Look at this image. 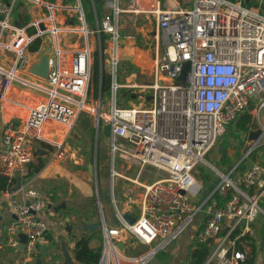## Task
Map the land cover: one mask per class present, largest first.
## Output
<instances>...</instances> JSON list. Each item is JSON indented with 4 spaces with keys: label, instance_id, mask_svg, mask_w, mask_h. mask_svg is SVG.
<instances>
[{
    "label": "built area",
    "instance_id": "2783aa9c",
    "mask_svg": "<svg viewBox=\"0 0 264 264\" xmlns=\"http://www.w3.org/2000/svg\"><path fill=\"white\" fill-rule=\"evenodd\" d=\"M19 3L32 19L16 26L14 9ZM106 6L113 9V20L109 15L96 18L89 30L80 0L73 4L63 0H0V104L9 101L13 82L45 95L27 106L24 117L12 116L6 121L1 135L0 175L27 177L36 141L54 144L44 136L47 123L70 129L82 112L90 113L97 130L110 125L114 154L118 152L139 171L149 165L167 173L143 185L140 212L134 222L128 223L116 210L118 224L103 226L97 264H147L198 218L201 227L196 240L212 243L202 264H243L246 255L235 247L236 237L231 238V234L238 227L249 231V223L261 212L264 163L255 161L238 170L241 160L253 151L248 149L233 167L214 169L216 184L205 190L195 174L197 166L206 161V153L249 105L264 136V15L244 5L243 0H193L191 8L185 10L159 5L151 8L160 33L156 41L161 40L163 52L155 58L152 81L130 85L137 88V104L118 107L116 91L121 85L115 79V18L119 9L117 0L107 1ZM31 27L34 31L29 33ZM102 33L112 38L109 111L104 110L100 91L97 100L88 103L94 61L89 36L98 38L103 60L106 47L101 48ZM36 37L42 38L41 46L48 37L52 45L50 70L41 83L20 74L26 72L27 48ZM66 39H72L74 50L65 48ZM183 62L187 63L185 84L178 80ZM260 138L252 141L254 147ZM62 155L61 151L56 153V157ZM111 173L112 178L117 175L114 169ZM23 187L17 200L11 202L14 217L5 232L7 243L15 248L19 234L26 235L23 251L30 260L49 241L46 224L39 217L41 193ZM215 195L225 199L223 206ZM130 239L151 246L126 255L118 243L129 246Z\"/></svg>",
    "mask_w": 264,
    "mask_h": 264
},
{
    "label": "crops",
    "instance_id": "0c3cea01",
    "mask_svg": "<svg viewBox=\"0 0 264 264\" xmlns=\"http://www.w3.org/2000/svg\"><path fill=\"white\" fill-rule=\"evenodd\" d=\"M87 1L90 4L91 12L94 14V19H100L96 8V4L98 3L95 0ZM107 1L105 4H107ZM121 1L123 2L122 5H120ZM192 2L193 0H117V5L119 13L122 15V19H124L122 26H126L127 19L130 25H132L137 21L143 20L140 16L144 15L145 24L154 22L156 27L155 32H158L157 21L155 16L150 12L151 8L159 5L161 8L177 7L178 9L185 10L191 8ZM243 2L244 5L254 8L264 15V0H243ZM31 8L34 7L32 6ZM29 18L32 19L30 16ZM87 25L89 27L90 24L87 22ZM93 39L97 40L99 52L100 43L98 42V38L93 36ZM134 39L135 37L130 32L124 33L120 49L118 50L117 47V63L120 65L123 80L128 82L127 84H120L122 86L128 85L125 87H131L132 83H136L137 74L145 75L146 71L150 69V65H152L153 69L155 58L159 57L163 52V50L159 52V47L163 46L164 48L159 39L158 42L156 41L153 49L143 50L134 44ZM65 48L70 50L75 49L73 44H65ZM27 54H30V52H27ZM103 60L100 61L101 65H104ZM21 73L27 74L30 81L36 82L38 79L27 72ZM27 88L18 82H13L8 92L9 101L0 104V149H2L1 135L8 118L12 116L24 117L28 105H34L44 99L45 95L42 92L33 88H30L31 91ZM133 90L135 91V89ZM261 116L264 121V109ZM79 117L80 115L70 129L57 123H47L44 136L49 138L54 144L36 141L34 155L28 165L29 175L21 178V186H24L23 188H35L41 193L43 208L39 213V217L46 224L45 236L49 241L45 245V256H42L39 252L28 260L24 251L18 249V247H12L7 243L5 227L14 217L10 205L14 199L17 200V195L10 191L8 194L0 192V264H37L38 260H40V264H55L61 259L58 250L60 238H64L72 253L74 242L81 235L91 236L89 247L98 249L101 247L103 241V226L112 227L118 224L116 210L122 215L128 214L135 218L139 215L143 185L149 184L145 180H140L144 168L140 171L137 169L133 179L127 177L132 182V184H129L127 190H124L125 186H122L117 192L115 199L112 196L110 197L108 180L106 179V175H103L104 163L107 162L109 157L108 150L102 149L104 156L99 159L96 151H93L91 143L89 146L90 137L85 138L86 134L93 131L92 123L95 121L96 124L95 117H92V121L91 118L86 121L84 119L80 120ZM257 128L251 127L249 131L256 130ZM249 131L239 133L241 138L244 139L241 141H244L246 145L252 143V140L248 138ZM260 140H262V137ZM59 151L63 155L56 157V153ZM244 153L245 149H240L238 157L236 155L232 156L231 165L228 167L224 165L221 168L227 170L233 167L243 158ZM255 161L264 163V151L253 152L248 158L242 159L240 165L245 164V166H249ZM89 164L93 165L92 175L88 172ZM84 170L86 171L87 179L84 178ZM116 176H118V172ZM92 178L94 179V184H90L89 182ZM206 183V187H209L216 184V180L215 182L202 181L204 187ZM126 185L128 184L126 183ZM92 186L96 192L94 196L95 200H93L94 193ZM101 189L104 192L103 199L108 202L106 206L109 213L108 218L104 214L103 204L102 207L100 205V202L102 203L100 197ZM260 206L261 212L254 221L249 223L250 230L246 232L240 230V234L236 236L235 247L242 250L246 255L243 264H264V199L260 203ZM82 222H97L99 226L98 229L83 230L81 226ZM67 225L69 226L68 230L66 229ZM200 227L201 221L198 218L175 241L168 244L164 249L157 251L147 264H193L191 252L197 246L198 242L195 235ZM131 240L133 239L129 241L131 242ZM208 244L212 246L211 242ZM120 249L124 254L130 253L127 245H123ZM139 251L144 250H138L137 252Z\"/></svg>",
    "mask_w": 264,
    "mask_h": 264
},
{
    "label": "rangeland",
    "instance_id": "374dc122",
    "mask_svg": "<svg viewBox=\"0 0 264 264\" xmlns=\"http://www.w3.org/2000/svg\"><path fill=\"white\" fill-rule=\"evenodd\" d=\"M106 1L107 0H103V1L99 2L98 4H96L97 13H99L98 17L101 18L102 16L109 15V16H111V19L113 20V17H114L113 9L106 6V4H105ZM73 2H74V0H63L64 4H73ZM81 2H82V7H83L85 18H86L87 22L90 24L89 30H91L93 24L95 23L94 14L91 12L90 4L88 3L87 0H81ZM122 4H123V2L121 1L120 5H122ZM140 18L141 19L143 18V20L137 21L135 24H132V25H130V23L127 19L126 20V26H122L124 19H122V15L120 13H118V15L115 18V25H116L117 34H118L116 46L118 47V50L121 47V40L124 36V33H127V32H130L132 34V36L135 37V39H134L135 41H133V42L135 45H137L141 49H143V50L153 49L155 47L157 38H160L159 31L155 32L156 27L154 25V22L147 23V25L145 24V16L144 15H141ZM142 34H144V35L141 36ZM111 39H112L111 35L108 34L105 41H104V47H106L108 52L106 51V49H104V56H103L104 66H103V69L105 70V72L107 74L111 73V64H110L111 63V53H112V46L110 44ZM71 40L72 39H68V40L66 39L63 42H65V44H71L70 43ZM89 41L91 42L92 46L95 48L94 53H93V56L95 57V53H96V51H98L97 40L96 39L94 40L93 35H90ZM112 43H114V42L112 41ZM81 44H82V40L78 39V45H81ZM162 50H163V46L159 47V52H161ZM27 52H28V50H27ZM26 59H27V54H26ZM21 76L23 78L28 79V80L30 79L28 77V75L25 73H21ZM115 79L119 84L120 83L121 84H127L128 83L127 81L123 80V74L121 72V68H120L119 63H117V65H116ZM135 81L138 84L151 82L152 81V65H150V69L146 71L145 75L137 74ZM36 82L41 83V80L37 79ZM125 86H128V85H125ZM125 86L121 85V87L116 91V102H117L118 107H130L131 105L137 104V102H138V96L136 95L137 88H133V89H135V91H134L130 87H125ZM27 89L31 90L30 88H27ZM88 98H89L88 103H90V105L93 104V101L97 100V98H98V94H96V83H94L93 80L91 81V87H90V90L88 92ZM101 102L104 104V110L109 111L110 110V99L105 94V92L101 96ZM86 109H92V106H88ZM242 113H245V112H242ZM250 113H251V120H252L251 121V127L256 128V127H258V125L254 121V119H255L254 113H252V112H250ZM92 117H93L92 114L87 113V112H82L80 114L79 118H80V120L84 119L86 121H88L91 118V121H92ZM237 120H238V118H237ZM92 126H93V131L91 133L86 134L85 138L90 137L89 138V146L91 143V146L93 147V151L94 152L96 151L99 159L102 158V156H104L102 153L103 152L102 149L108 150V156L109 157H108L107 162L104 163L103 175H106V179L108 180L110 197L112 196L115 199L117 192L119 191V189H121L122 186H125L124 190H127L129 184H132V182L129 179H133L135 177V173H136L137 169H139V167L125 161L122 157L119 156L118 152H116L114 154L110 148V137L105 136L102 133L101 129L97 130V126L95 124V121L92 123ZM257 129H259V128H257ZM239 133H241V131H239L236 128V125H233L232 127H229L228 129L225 130V132L218 138V140L215 142V144L206 153V156H205L206 161L202 162L201 164H199L197 166L196 174H195L197 177V180L215 182L216 178L214 176V169H220L221 170L222 166L225 165L226 167H228L229 165H231L232 156L236 155V157H238L240 149H245V152L248 151V149H253L251 154L253 152L256 153L259 151H264V136L262 137V140H260L256 144V146L254 147V145H252V143L249 145H246L244 141H241L244 139L241 138ZM243 133H245V132H243ZM222 149H223V151H222ZM230 153H231V155H230ZM113 154H114V156H113ZM106 164H107V169H106ZM112 169H114V171L118 172V176H114V178H112V173H111ZM143 170L144 171H142V173H141L140 180H145L149 183L152 182L156 178H159L161 176L164 177L167 175V173L165 171L157 169V168L149 166V165L145 166ZM222 170H225V169H222ZM105 171H106V173L104 174ZM127 177L129 179H127ZM84 178L87 179V175H86L85 170H84ZM89 182H90V184H94V179L92 178V180H89ZM100 182H101V180H100ZM126 183L128 185H126ZM92 189H93V193H94L93 197H94L96 192H95L93 186H92ZM103 190H104V188H103ZM103 190L102 189L100 190V197L102 200V203L100 202V205L102 207V204H103L104 214L108 218L109 213L106 209L108 202L103 199V193H104ZM116 199H117V197H116ZM93 200H95V197ZM184 231H186V229ZM130 243L131 244L128 246L130 253H128L126 255H134V253H136L138 250H147L151 246V245H147V244H142L138 240H135V239L131 240ZM152 245H154V243H152Z\"/></svg>",
    "mask_w": 264,
    "mask_h": 264
},
{
    "label": "trees",
    "instance_id": "16d2710c",
    "mask_svg": "<svg viewBox=\"0 0 264 264\" xmlns=\"http://www.w3.org/2000/svg\"><path fill=\"white\" fill-rule=\"evenodd\" d=\"M4 2H8L9 0H3ZM99 15V13H97ZM14 18L15 21L19 25H25L29 22L30 18L28 13L26 12L25 7L22 3H19L15 9H14ZM34 29L31 27L28 29L29 33H32ZM108 34L102 33L101 34V47H104V41L106 39ZM42 44V38L36 37L33 39V41L28 45V52L34 53L38 51ZM103 45V46H102ZM103 49V48H102ZM100 54L98 51L95 53L94 61H93V68H92V80L94 83H96V94L101 92L103 93L109 89L110 82H111V76L110 74H107L105 70L103 69V66L100 63ZM245 113H242L236 122V128L241 132H248L251 128V113L249 110L244 111ZM14 183L13 178H8L6 176L0 175V192H5L9 190L10 186ZM212 186V185H210ZM209 186V187H210ZM216 198H218V204L220 206L224 205L225 199H222L221 197L215 195ZM241 228H237L232 234L231 238L236 237L238 234H240ZM91 236L88 235H81L79 238H77L74 242L73 246V254L76 260L82 264H97L99 257H100V250L101 247L98 249H92L89 247V241ZM198 242V241H197ZM196 248L192 250L191 257L193 259V264H202L207 255L211 251V246L208 244V242H198L196 244Z\"/></svg>",
    "mask_w": 264,
    "mask_h": 264
},
{
    "label": "water",
    "instance_id": "95a60500",
    "mask_svg": "<svg viewBox=\"0 0 264 264\" xmlns=\"http://www.w3.org/2000/svg\"><path fill=\"white\" fill-rule=\"evenodd\" d=\"M100 1L102 0H95L96 3H99ZM113 1H116V0H113ZM15 25L18 26V23L16 21H15ZM51 54H52V45L50 44V38L48 37L47 43L43 45L38 51L27 54L26 72L28 74L35 76L38 79L45 80L50 70L49 60H50ZM186 73H187V63L183 62L180 75L178 76V80L181 81L183 84H185ZM111 92L112 91L108 89L106 90L105 94L110 97L112 94ZM251 108L252 106L249 105L248 110H251ZM101 131L105 136L110 137V125L109 124H104L101 127ZM261 135H262V131L260 129L251 130L249 131L248 138L254 141L260 138ZM244 168H245V164H242L239 166V170H243ZM88 172L90 175H92L93 173L92 164H89ZM14 180H15V183H13L10 186L9 191L14 193L15 195H18L21 192V185H22L21 176L19 174H16L14 176ZM206 186H207V183L205 184L204 190L206 189ZM123 217L128 223H132L135 220V217H132L128 214L123 215ZM81 226L83 230H88V229L93 230V229H98L99 225L97 222H93V223H83L82 222ZM66 229L67 230L69 229L68 225L66 226ZM25 241H26V235L19 234V244L17 246L18 249L22 251L24 250ZM118 246L122 247L123 244L118 243ZM58 250H59L61 259L55 264H81L80 262L76 260L72 251L68 248L67 242L64 240V238H60ZM39 252L42 256H45L46 254L45 246H40ZM37 264H40V260H38Z\"/></svg>",
    "mask_w": 264,
    "mask_h": 264
},
{
    "label": "bare ground",
    "instance_id": "6f19581e",
    "mask_svg": "<svg viewBox=\"0 0 264 264\" xmlns=\"http://www.w3.org/2000/svg\"><path fill=\"white\" fill-rule=\"evenodd\" d=\"M135 59V58H134ZM139 62V61H138ZM88 106H86V108H87Z\"/></svg>",
    "mask_w": 264,
    "mask_h": 264
}]
</instances>
